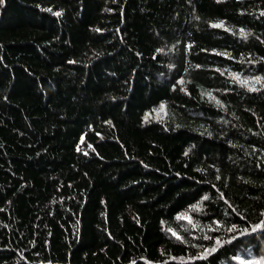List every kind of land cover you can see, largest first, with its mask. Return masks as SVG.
I'll use <instances>...</instances> for the list:
<instances>
[{
  "label": "trees",
  "instance_id": "1",
  "mask_svg": "<svg viewBox=\"0 0 264 264\" xmlns=\"http://www.w3.org/2000/svg\"><path fill=\"white\" fill-rule=\"evenodd\" d=\"M0 264H264V0H0Z\"/></svg>",
  "mask_w": 264,
  "mask_h": 264
}]
</instances>
